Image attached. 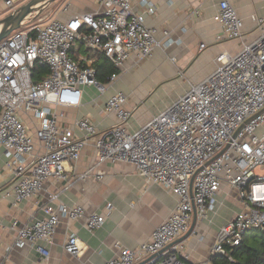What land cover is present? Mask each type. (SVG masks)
I'll use <instances>...</instances> for the list:
<instances>
[{
  "label": "built area",
  "instance_id": "obj_1",
  "mask_svg": "<svg viewBox=\"0 0 264 264\" xmlns=\"http://www.w3.org/2000/svg\"><path fill=\"white\" fill-rule=\"evenodd\" d=\"M136 1L100 0V10L67 19L52 15L0 41V147L5 166L17 178L11 191L15 204L40 195L48 181L69 178L70 162L78 161L92 144L95 162L76 175L79 179L101 178L102 165L123 162L133 165L148 184H160L177 197L170 217L149 241L136 249L118 244L117 255L104 264H191L180 257L178 246L169 245L189 231L194 207L199 219L212 220L224 186L241 208L220 227L213 254L229 255L247 232L264 231V18L251 15L259 34L234 54L221 52L208 75L190 83L185 93L137 129L130 127L134 110L121 90L103 109L115 124L101 130L85 115L70 125L64 109L82 106L90 95L88 87L105 94L129 58L140 64L163 45L156 28L134 10ZM143 1L154 13L155 3ZM6 4L16 8L11 0ZM215 20L222 26L219 38L243 39L245 22L230 0H220ZM99 56L117 69L107 82L97 76ZM48 199L54 203L58 194L49 193ZM43 210L44 218L15 221L12 228L13 247L32 246L44 261L51 257L48 247L62 216L72 221L84 217L90 231L106 217L86 215L80 205L48 203ZM65 249L80 255L76 233L69 235Z\"/></svg>",
  "mask_w": 264,
  "mask_h": 264
},
{
  "label": "crops",
  "instance_id": "obj_2",
  "mask_svg": "<svg viewBox=\"0 0 264 264\" xmlns=\"http://www.w3.org/2000/svg\"><path fill=\"white\" fill-rule=\"evenodd\" d=\"M6 1L0 0V19L30 0H11L16 6L14 10ZM149 1L156 5L154 13L147 11L143 0L135 2L134 10L144 14L149 27L156 28V38L162 40L163 45L140 64L135 63L134 57L129 58L119 70L118 80L105 94L88 87L90 95L84 97L82 106L64 109L70 125L85 115H89L101 130L115 124L114 117L106 115L103 109L107 99L121 90L128 93V108L134 110L130 127L137 129L169 105L162 104L156 110L146 112L141 107L144 102L136 99L138 92L145 94L150 85L178 76L188 78L189 88L190 83L198 82L215 68L216 57L221 52L234 54L259 34L251 15L264 18V0H230L244 19L245 34L243 39H221L222 26L215 20L220 0ZM100 9V0H61L53 15L67 19ZM165 31L169 32L167 37ZM202 43L206 44L203 49ZM6 161L0 147V220L3 223L0 230V264H104L117 255L118 244L136 249L141 243L149 241L155 229L170 217L177 203V197L167 188L157 183L148 184L128 163L102 165L105 174L101 178L76 177L95 162L91 144L78 161L70 162L72 172L69 178L48 181L46 190L40 195L15 204L11 191L17 178L5 166ZM49 193H57V201L50 202ZM217 199L218 206L216 212L211 213L212 220H202L197 216L192 232L172 246H178L180 257L191 264L211 259L220 227L227 224L241 208L238 198L227 186L220 190ZM48 203L80 205L86 215L104 214L105 221L101 227L90 231L84 217L72 221L62 216L53 242L48 247L51 257L44 261L32 246L13 247L16 231L12 225L15 221L24 224L32 218H44L43 207ZM193 220L194 213L191 225ZM71 233H76L82 246L80 255L70 254L65 249Z\"/></svg>",
  "mask_w": 264,
  "mask_h": 264
},
{
  "label": "trees",
  "instance_id": "obj_3",
  "mask_svg": "<svg viewBox=\"0 0 264 264\" xmlns=\"http://www.w3.org/2000/svg\"><path fill=\"white\" fill-rule=\"evenodd\" d=\"M100 81L107 82L117 69L103 56L97 57L95 63ZM232 256L233 260H230ZM212 264H264V231L252 229L246 233L244 240L235 246L229 255L213 254Z\"/></svg>",
  "mask_w": 264,
  "mask_h": 264
},
{
  "label": "rangeland",
  "instance_id": "obj_4",
  "mask_svg": "<svg viewBox=\"0 0 264 264\" xmlns=\"http://www.w3.org/2000/svg\"><path fill=\"white\" fill-rule=\"evenodd\" d=\"M60 2L61 0L55 1L50 7L34 18L32 23H41L50 18L53 15V10L59 7ZM187 79L186 76H178L166 80L165 82L160 81L155 85H150V89L147 90L145 94H143L142 91L138 92L136 99L140 102H144L141 107L143 106L146 112L153 109L156 110L159 106H162V104L170 105L188 89Z\"/></svg>",
  "mask_w": 264,
  "mask_h": 264
},
{
  "label": "water",
  "instance_id": "obj_5",
  "mask_svg": "<svg viewBox=\"0 0 264 264\" xmlns=\"http://www.w3.org/2000/svg\"><path fill=\"white\" fill-rule=\"evenodd\" d=\"M55 1L57 0H30L26 4L12 11L6 17L0 19V41L15 30H18L32 22L34 18L50 7ZM196 218L197 212L194 207V220L189 231L177 241L170 244L169 247H172L175 243L182 241L192 232Z\"/></svg>",
  "mask_w": 264,
  "mask_h": 264
}]
</instances>
